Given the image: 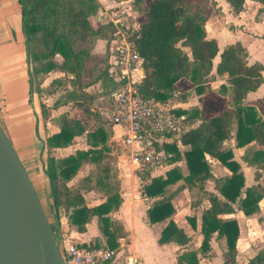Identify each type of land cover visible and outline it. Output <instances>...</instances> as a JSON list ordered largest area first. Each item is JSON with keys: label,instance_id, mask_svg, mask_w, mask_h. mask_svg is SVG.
<instances>
[{"label": "trees", "instance_id": "trees-1", "mask_svg": "<svg viewBox=\"0 0 264 264\" xmlns=\"http://www.w3.org/2000/svg\"><path fill=\"white\" fill-rule=\"evenodd\" d=\"M224 1L237 15L246 0ZM249 1L260 4L257 17L264 21V0ZM18 3L29 82L37 93L41 117L46 122L51 110L70 106L53 119L58 131L47 136L44 143L47 151L45 174L49 180L53 217L58 222L64 214L79 233L85 232L86 225L96 217L104 244L97 241L81 246L116 249L119 239L127 236L122 223L111 219V214L118 211L123 201L120 182L113 172L119 152L110 141L111 129L91 122L95 114V96L88 92L96 84L102 87L106 96L113 90L114 83L106 70L112 28L108 24L93 28L90 24L89 17L97 14L96 0H18ZM212 4L213 0H153L149 4L145 0H133L132 3L137 15H146L130 37L142 61L139 94L145 99L164 103L174 95V85L184 80L197 96L207 95L204 101L199 98V108L177 112L184 115L187 124L200 121L196 128L180 136L181 144L188 149L181 153L174 145H165L169 155L166 165L183 161L185 171L173 166L163 176L151 178L148 172L137 173L142 194L149 199L157 198L146 211L149 224L165 223L158 239L160 245L175 243L185 246L190 241L172 219L175 209L171 195L165 193L166 188L180 182L179 189L196 191L199 196L196 203L208 202L200 216L201 243L198 248L178 254L177 264H200V258L211 251L213 237L222 243L223 264H234L239 226L235 218L222 216L238 210L245 217H251L259 213V203L264 199V181L259 182L258 173L264 167V117L254 106L243 103L246 95L262 84L264 66L259 62L249 64L247 51L239 42L228 44L219 53L215 65V74L224 83L216 90L209 87L214 78L211 74L213 60L219 52L216 41L207 39L204 30L212 13ZM97 38L106 41L105 53L99 60L103 66L89 70L88 62L97 57L91 54ZM56 70H61L63 76L53 78L45 86L49 73ZM48 99H54L50 105L46 103ZM221 99L226 100V107L219 109ZM262 103L264 105V99ZM202 104L214 112L206 115ZM84 134L87 149L77 150L64 158L53 156L54 149L66 148ZM232 134L235 148L254 143L244 150L241 160L256 168V185L245 186L244 174L232 151L223 148L224 141ZM206 155L225 167L229 176L214 178ZM83 164L92 168L76 185L67 186ZM207 181L213 183L217 194L206 190ZM86 191L96 192L103 201L88 207L82 194ZM186 220L196 230V217L189 216ZM247 264H264V248L249 258Z\"/></svg>", "mask_w": 264, "mask_h": 264}, {"label": "crops", "instance_id": "crops-1", "mask_svg": "<svg viewBox=\"0 0 264 264\" xmlns=\"http://www.w3.org/2000/svg\"><path fill=\"white\" fill-rule=\"evenodd\" d=\"M96 1L98 3L97 14L89 17V22L93 28L104 25L107 21V13L111 12L115 7L127 6L134 12L132 5L133 0ZM151 1L153 0H145L147 4ZM213 2V7H211L212 13L204 24V30L207 39H214L216 41L219 51L213 60V70L211 74L214 78L208 84L212 90H216L224 81L215 74V65L219 60V53L226 45L239 42L247 51V61L249 64L259 62L264 66V21L257 17V10L260 4L256 1L246 0L243 10L237 15L231 12L229 5L224 0H213ZM214 6L215 9H217V13H214ZM145 18L146 15L144 14L142 22ZM105 47V39L97 38L94 41L91 54L101 56L105 51ZM62 76L63 72L61 70L51 72L45 80L44 85H48L53 78ZM262 76V84L255 91L249 92L243 100V103L245 105L254 106L258 113L264 117V105L262 103L264 99V70L262 71ZM98 86L101 87L99 84ZM89 89L88 92L92 93ZM184 94H187L186 99H183ZM103 95L105 94H102L98 98L103 100ZM206 96L207 95L197 96L190 89V84L188 82L180 80L174 85V95L166 102L177 107L178 112L179 110L199 108L201 106L198 101L199 98L204 101ZM96 97L97 96H95V99ZM53 100L54 99H48L46 103L50 105ZM220 102L221 105L218 106L219 109L225 108L226 100L221 99ZM67 107L70 106H63L51 110L50 118L46 122L41 117L37 93L33 87L31 88L29 82L27 53L22 29L20 5L18 0H0V127L7 137L19 162L23 166L44 212L50 216V221H48L51 223L50 225L53 224L57 228L68 232L74 242L88 244L101 241L104 244V238L99 232L96 217H93L86 225V230L83 233L77 232L75 228L68 223L64 214L61 215L58 222H56L53 217L54 211L50 199L49 180L45 174L47 151L44 143L47 136L58 131V128L53 123V119L59 114L69 110ZM63 108L64 110H62ZM102 109L104 108H101V110ZM202 109L205 114L209 116L214 112L213 109L208 106L204 107L203 104ZM199 123L200 121L186 123L188 128L187 131L196 128ZM111 131L112 135L110 141L120 147L122 130L116 126L112 128ZM78 139H83L84 146H77ZM253 144L254 143H251L248 146H252ZM248 146L235 148L233 134L223 143V148L230 149L233 153L234 160L240 165L244 174L246 187L257 184L254 180L256 168L241 160L244 150ZM85 149H87V145L85 143L84 134L76 138L72 145L62 149H54L53 156L55 158H64L74 154L77 150ZM121 149V154L117 155L116 161L113 164V172L120 182L123 201L118 211L111 214V219L115 218L122 223L127 232V236L119 239V246H123V249L118 252L115 263L111 264L123 261L127 254L137 256L139 264H177L176 256L178 254L185 250L198 248L200 245L202 240V236L199 233L200 216L202 210L208 206V202L203 200V202L196 203L199 198L196 191L184 187L179 189L180 182L166 188L165 193L166 195H171V203L175 209L172 219L175 224L179 228H182L187 236L190 237V241L185 246H178L175 243L160 245L158 239L160 231L165 223L152 226L149 224L146 215V211L150 204L157 198L149 199L142 194L141 180L137 176V173L133 172L127 160L124 148L122 147ZM187 149L188 147L183 146L180 142L177 150L182 153ZM205 158L210 167V173L214 178L223 179L229 176V171L216 159L208 155H206ZM83 166L87 167L86 171L83 170ZM173 166H178L185 171L184 162L181 161L174 165L154 168L148 171V174L150 178L163 176L164 173ZM91 168V165L83 164L77 171V174L67 183V186L76 185ZM258 173H260L259 182L262 183L264 181V167L259 169ZM125 177H129V180L125 179ZM132 177L137 183V189L134 188ZM209 184H211L210 188L207 186ZM206 190L217 194L211 181L206 182ZM82 194L88 207L96 206L103 201L94 191H86ZM259 208V213L251 217H245L238 210H236L234 214L222 216V218H235L238 223L239 238L237 241V254L239 240H241V238H243V241H247L246 238L251 239V237H253V240L257 241L263 238L264 199L260 201ZM193 215L196 217V230H193L186 220L187 217ZM214 245H216L220 251L223 261L222 243L220 240L213 237L211 239V251L205 257H199L200 264H202L203 261L214 258ZM253 256H250V258Z\"/></svg>", "mask_w": 264, "mask_h": 264}, {"label": "built area", "instance_id": "built-area-1", "mask_svg": "<svg viewBox=\"0 0 264 264\" xmlns=\"http://www.w3.org/2000/svg\"><path fill=\"white\" fill-rule=\"evenodd\" d=\"M136 15L127 6L115 7L106 15V23L112 28L106 70L114 87L101 125L110 129L117 126L122 130L121 146L133 172L139 173L167 166L169 155L165 145L178 149L180 136L188 128L184 115L177 113V107L169 102L145 99L138 92L143 76L142 61L130 39L141 23L137 22ZM50 227L63 264H111L123 249L121 245L113 250L82 247L68 232L53 224ZM116 264H139V259L127 254Z\"/></svg>", "mask_w": 264, "mask_h": 264}, {"label": "water", "instance_id": "water-1", "mask_svg": "<svg viewBox=\"0 0 264 264\" xmlns=\"http://www.w3.org/2000/svg\"><path fill=\"white\" fill-rule=\"evenodd\" d=\"M0 264H63L39 198L1 127Z\"/></svg>", "mask_w": 264, "mask_h": 264}, {"label": "rangeland", "instance_id": "rangeland-1", "mask_svg": "<svg viewBox=\"0 0 264 264\" xmlns=\"http://www.w3.org/2000/svg\"><path fill=\"white\" fill-rule=\"evenodd\" d=\"M255 6V5H252ZM211 7H213V4L211 5ZM214 13H217V9H215L214 6ZM138 16L137 18V22H142L143 20V15H136ZM107 23L105 22L104 25H106ZM105 51L102 53V55H104ZM101 56H97L95 58H92L88 64H87V69L92 70L95 68H102L103 63H101L99 60L102 57ZM102 88L98 86V84H96L94 87L90 88L89 91L92 92L93 94H95L96 99H95V103H94V110H95V114H94V119L91 121L94 124H100L103 120V118L105 117V110L101 108H106L110 105V100L109 97H107L106 95H103V100H100V98H98L99 96H101L102 94H104L101 90ZM67 109H70V107H67ZM66 109V110H67ZM64 110V108L62 109ZM74 111H78L77 109H74ZM77 146L82 147L84 146V141L83 139H78L77 141ZM122 147L117 146V150L119 152V154H121L122 152ZM84 171L87 170V167L83 166L82 167ZM125 179L129 180V177H125ZM132 182L134 184V188L137 189V183L135 181V179H133L132 177ZM209 188L211 187V184L207 185ZM47 220L50 221V216H48L47 213H45ZM51 223H49L50 225ZM247 241H243V238H241V240H239V245H238V254H237V260L235 264H247L248 259L250 258V256H253L260 248L264 247V235L263 238L258 239L257 240H253V237H251V239L246 238ZM215 248V256L213 259L208 260V261H203L202 264H223L222 261V256L220 251L218 250V248L216 247V245H214Z\"/></svg>", "mask_w": 264, "mask_h": 264}, {"label": "bare ground", "instance_id": "bare-ground-1", "mask_svg": "<svg viewBox=\"0 0 264 264\" xmlns=\"http://www.w3.org/2000/svg\"><path fill=\"white\" fill-rule=\"evenodd\" d=\"M40 201V200H39Z\"/></svg>", "mask_w": 264, "mask_h": 264}]
</instances>
